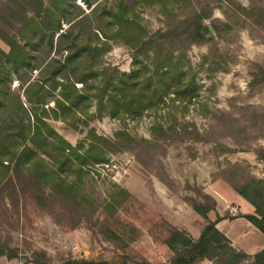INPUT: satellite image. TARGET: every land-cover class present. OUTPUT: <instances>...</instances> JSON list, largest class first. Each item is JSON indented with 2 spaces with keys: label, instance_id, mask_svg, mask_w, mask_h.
I'll return each mask as SVG.
<instances>
[{
  "label": "rangeland",
  "instance_id": "1",
  "mask_svg": "<svg viewBox=\"0 0 264 264\" xmlns=\"http://www.w3.org/2000/svg\"><path fill=\"white\" fill-rule=\"evenodd\" d=\"M7 1L0 0L2 16ZM42 1L49 6L50 0ZM75 3L85 9L80 0ZM203 3L212 12L206 25L215 20L233 29L219 25V36L186 48L183 71L195 74L190 101L166 98L156 110L136 117L84 116L81 122L86 124L74 128L49 120L72 146L82 143L86 148L90 130L110 142L104 162L83 167L79 179L67 176V183L78 188L77 195L65 197L50 186L39 189L27 177L15 188L1 184L0 246L16 250L18 260L33 264L44 255L48 264H62L68 259L111 262L122 257L129 263L167 264L173 256L165 243L170 231L177 229L196 240L206 225L191 206L195 200L204 203L201 195L215 201L209 220L229 217L217 229L232 248L249 256L262 249L264 236L245 219L235 218L247 210L252 214L253 208L234 186L248 177L264 181V161L256 156L264 148V81L257 71L264 69V24L247 20L243 26L233 17L234 5L225 0H190L169 14L157 5H142L135 13L153 34L199 11ZM0 49L8 51L1 40ZM131 62V50L116 42L100 63L129 73ZM16 85L13 82L11 89ZM94 110L91 107L88 114ZM156 124L163 132L152 134Z\"/></svg>",
  "mask_w": 264,
  "mask_h": 264
},
{
  "label": "trees",
  "instance_id": "2",
  "mask_svg": "<svg viewBox=\"0 0 264 264\" xmlns=\"http://www.w3.org/2000/svg\"><path fill=\"white\" fill-rule=\"evenodd\" d=\"M80 1L88 12L75 0H50L49 6H44L42 0H8L3 7L0 40L8 51L0 49V186L15 188L27 177L39 189L50 186L65 197L77 195L78 188L73 182L67 183V176L71 173L79 179L83 167L104 162V148L110 142L90 130L86 148L82 143L72 146L48 121L74 128L83 123L84 116L136 117L146 110H156L166 98L190 101L195 74L183 71L186 48L219 36V25L233 29L215 20L209 26L204 23L212 17L208 3L165 31L149 34L135 13L138 6L157 5L162 13L169 14L173 7L190 0ZM225 1L234 5L237 14L233 17L241 19L243 26L247 20L255 26L264 24V0H250L248 7ZM116 42L132 52L129 73L100 63ZM257 71L263 82L264 69L257 67ZM13 82L17 84L15 89H11ZM91 107L95 110L90 115ZM162 130L156 124L151 132ZM256 156L264 161V148L256 151ZM234 190L253 208L252 214L235 218L245 219L264 236V181L248 177ZM201 199L204 203L195 200L191 206L206 225L196 240L172 229L165 240L173 252L167 264H198L202 260L213 264H264V247L253 256L232 248L216 228L229 217L216 215L209 220L215 201L208 195H201ZM2 256L16 258L17 251L0 246ZM33 264L48 263L40 255ZM62 264L151 263H129L118 257L111 262L68 259Z\"/></svg>",
  "mask_w": 264,
  "mask_h": 264
},
{
  "label": "crops",
  "instance_id": "3",
  "mask_svg": "<svg viewBox=\"0 0 264 264\" xmlns=\"http://www.w3.org/2000/svg\"><path fill=\"white\" fill-rule=\"evenodd\" d=\"M242 214H250L249 211L247 210L245 213ZM243 219V218H240ZM246 221V220H245ZM225 220L220 221L219 223H217L216 228H218L219 224L224 223ZM247 222V221H246ZM247 224H250L247 222ZM264 247V246H263ZM262 247V248H263ZM260 251V250H259ZM0 264H32V263H23L20 260H18L17 258H12V259H7L6 257H0Z\"/></svg>",
  "mask_w": 264,
  "mask_h": 264
}]
</instances>
